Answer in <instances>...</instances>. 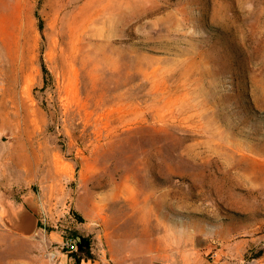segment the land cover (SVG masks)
Wrapping results in <instances>:
<instances>
[{"label": "rangeland", "instance_id": "374dc122", "mask_svg": "<svg viewBox=\"0 0 264 264\" xmlns=\"http://www.w3.org/2000/svg\"><path fill=\"white\" fill-rule=\"evenodd\" d=\"M64 253L264 264V0H0V264Z\"/></svg>", "mask_w": 264, "mask_h": 264}, {"label": "crops", "instance_id": "0c3cea01", "mask_svg": "<svg viewBox=\"0 0 264 264\" xmlns=\"http://www.w3.org/2000/svg\"><path fill=\"white\" fill-rule=\"evenodd\" d=\"M132 254L130 256H128L127 259H130L132 258ZM61 261H62V264H73L74 263V258L73 256H68L66 253L63 254V256L61 257ZM79 264H102L100 261L98 260H92L90 258H82L79 262ZM118 264V262H117ZM129 264V263H127Z\"/></svg>", "mask_w": 264, "mask_h": 264}, {"label": "trees", "instance_id": "16d2710c", "mask_svg": "<svg viewBox=\"0 0 264 264\" xmlns=\"http://www.w3.org/2000/svg\"><path fill=\"white\" fill-rule=\"evenodd\" d=\"M78 245H79L80 247H83V246H85V245H88V244H87V240H86L85 238H81V239L79 240ZM73 255H74V264H79V262H80V258H79V256L77 255V253H74Z\"/></svg>", "mask_w": 264, "mask_h": 264}, {"label": "built area", "instance_id": "2783aa9c", "mask_svg": "<svg viewBox=\"0 0 264 264\" xmlns=\"http://www.w3.org/2000/svg\"><path fill=\"white\" fill-rule=\"evenodd\" d=\"M66 246H67V249L69 250H76V247H77V244L74 240H67L66 241Z\"/></svg>", "mask_w": 264, "mask_h": 264}, {"label": "water", "instance_id": "95a60500", "mask_svg": "<svg viewBox=\"0 0 264 264\" xmlns=\"http://www.w3.org/2000/svg\"><path fill=\"white\" fill-rule=\"evenodd\" d=\"M29 215H27V217H28Z\"/></svg>", "mask_w": 264, "mask_h": 264}]
</instances>
